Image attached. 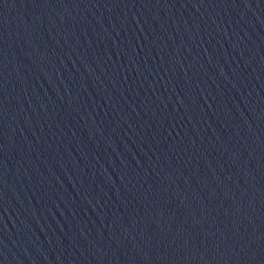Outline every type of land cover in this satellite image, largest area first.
Wrapping results in <instances>:
<instances>
[{"label": "water", "instance_id": "water-1", "mask_svg": "<svg viewBox=\"0 0 264 264\" xmlns=\"http://www.w3.org/2000/svg\"><path fill=\"white\" fill-rule=\"evenodd\" d=\"M0 264H264V0H0Z\"/></svg>", "mask_w": 264, "mask_h": 264}]
</instances>
